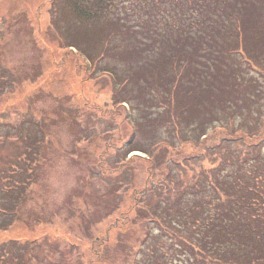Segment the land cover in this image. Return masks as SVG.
Wrapping results in <instances>:
<instances>
[{"label": "rangeland", "instance_id": "374dc122", "mask_svg": "<svg viewBox=\"0 0 264 264\" xmlns=\"http://www.w3.org/2000/svg\"><path fill=\"white\" fill-rule=\"evenodd\" d=\"M249 2L259 17L264 15V0ZM191 4L192 0H129L125 6L158 25L163 11L191 13ZM65 16L70 19L67 12ZM54 22L51 0H0V63L14 80L10 83L8 75L9 85L3 82L0 93V172L19 159L23 171L16 178L27 179L20 182L22 199L14 223L0 230V243L18 240L22 245L12 244L11 249H28L32 264H133L142 260L160 232L157 223L140 219V208L147 214L157 199L166 202L167 197L174 208L195 170L210 166L216 156L203 159L200 154L201 159L191 160L190 170H174L168 196L157 191V183H169L165 161L181 162L198 152L199 144L179 146L173 128L155 119L149 107L156 103L153 97L146 98L136 83L131 86L136 91L133 104L114 103L116 83L110 73L99 70L114 61L109 57L96 68L78 45L65 46ZM109 23L80 28L79 37L92 53L103 48ZM261 25L257 21L255 26ZM116 39L111 44L122 41ZM117 65L118 70H128L122 62ZM209 131L213 134L205 148L216 150L224 131ZM155 137L176 144V149L164 144L153 153L150 148L148 154H128L131 146L147 149ZM134 154L138 156L131 158ZM152 162L157 169L150 181ZM147 232L149 240L138 251Z\"/></svg>", "mask_w": 264, "mask_h": 264}, {"label": "trees", "instance_id": "16d2710c", "mask_svg": "<svg viewBox=\"0 0 264 264\" xmlns=\"http://www.w3.org/2000/svg\"><path fill=\"white\" fill-rule=\"evenodd\" d=\"M127 1L51 0L54 29L60 28L55 30L65 46L78 45L96 68L109 57L114 61L99 69L110 73L116 83L114 103L133 104L136 91L131 86L136 83L146 98L153 97L156 103L149 107L155 119L173 128L179 146L199 144L198 152L181 162L167 160L162 165L170 177L169 183L156 184L162 195L173 190L174 170H190L191 160L201 159L200 154L203 159L216 156L210 166L195 170L174 208L168 197L166 202L157 199L147 214L140 208V219L157 223L160 232L155 243L145 248L142 260L133 264H264V83L259 77L264 78V15L259 17L249 0H192L191 13L163 11L154 25L142 12L136 16L125 6ZM107 20L106 42L92 53L79 30ZM257 21L262 23L259 29ZM114 37L122 41L111 44ZM118 62L128 70H118ZM8 75L13 84L11 72L0 63V93L3 82L9 85ZM211 129L224 131L212 151L205 148ZM164 144L177 147L155 137L147 149L131 146L128 154H148L150 148L153 153ZM20 163L19 159L10 162L8 170L0 172L1 231L14 223L22 199L24 179L16 178L23 171ZM153 169H157L154 162L148 170L150 181ZM164 203L167 206L162 208ZM19 243H0V264H32L28 249H11Z\"/></svg>", "mask_w": 264, "mask_h": 264}]
</instances>
